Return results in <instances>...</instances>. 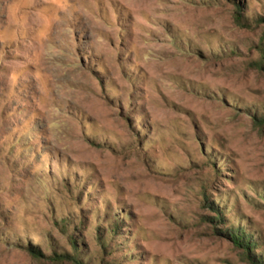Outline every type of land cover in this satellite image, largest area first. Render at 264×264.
Listing matches in <instances>:
<instances>
[{"label":"rangeland","instance_id":"rangeland-1","mask_svg":"<svg viewBox=\"0 0 264 264\" xmlns=\"http://www.w3.org/2000/svg\"><path fill=\"white\" fill-rule=\"evenodd\" d=\"M263 41L264 0H0V264L264 259Z\"/></svg>","mask_w":264,"mask_h":264},{"label":"trees","instance_id":"trees-1","mask_svg":"<svg viewBox=\"0 0 264 264\" xmlns=\"http://www.w3.org/2000/svg\"><path fill=\"white\" fill-rule=\"evenodd\" d=\"M261 44L263 45L264 41L261 42ZM254 123H255V125H257L259 127H264V115L262 117H255ZM217 211H219V210H217ZM220 220L226 221L225 217H223V216H221ZM213 229H214V231L218 232L217 228H213ZM223 232H224L223 235L225 237H228L229 239H231L237 243L243 244L244 246L247 247L248 259L251 263H253V264H264V259L261 256H258V254H256L255 252L252 253L255 250L253 248H251V243L247 242V240H245L244 234L240 228H234V227L233 228L232 227L225 228L223 230ZM27 250H29L37 259L40 256H42V253L37 248H34L33 246L27 247ZM47 259L50 261L59 262V261L64 260L65 258H63L62 256L55 255V257H50Z\"/></svg>","mask_w":264,"mask_h":264}]
</instances>
